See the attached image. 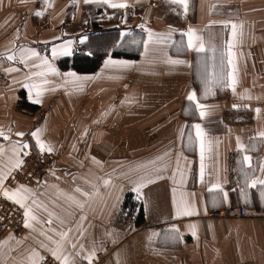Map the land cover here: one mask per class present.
<instances>
[{
    "label": "crops",
    "instance_id": "1",
    "mask_svg": "<svg viewBox=\"0 0 264 264\" xmlns=\"http://www.w3.org/2000/svg\"><path fill=\"white\" fill-rule=\"evenodd\" d=\"M111 2L127 7L0 0V173L44 152L37 130L56 155L37 187L4 180L30 192L23 236L0 238V264H40L57 248L81 264L104 245L107 264L264 263V185L250 187L264 180V0ZM189 29L200 38L192 48ZM101 31L118 37L110 51L136 56L109 54L92 73L58 67ZM21 95L35 108L18 106ZM129 193L142 206L137 224L122 212ZM229 206L245 215L207 216Z\"/></svg>",
    "mask_w": 264,
    "mask_h": 264
},
{
    "label": "built area",
    "instance_id": "2",
    "mask_svg": "<svg viewBox=\"0 0 264 264\" xmlns=\"http://www.w3.org/2000/svg\"><path fill=\"white\" fill-rule=\"evenodd\" d=\"M21 160L23 164L19 168L14 169L5 180L7 186L24 185L27 187H37L40 180L49 172V169L55 163L56 155L48 151H30L27 156L23 155ZM244 215L245 209L241 206L224 207L207 213V216L212 218H239ZM23 217L24 211L19 205L0 197V238L8 234L22 237L24 233ZM110 252L111 247L104 245L90 261L81 264H107ZM40 264H61V262L53 256L46 254ZM235 264L258 263L244 261Z\"/></svg>",
    "mask_w": 264,
    "mask_h": 264
},
{
    "label": "snow or ice",
    "instance_id": "3",
    "mask_svg": "<svg viewBox=\"0 0 264 264\" xmlns=\"http://www.w3.org/2000/svg\"><path fill=\"white\" fill-rule=\"evenodd\" d=\"M89 2H91V0H85V3H89ZM102 2L105 3V4H108V6L112 7V8H124V7H127V5L124 4V3H113V2H111V0H102ZM170 2L172 4L183 5L185 8L187 7V0H170ZM37 15H40V13H37ZM232 28H233V31L235 33L236 25H232ZM152 35L153 34L151 32H149L150 38H151ZM186 35L188 36V46H189V48L194 47L195 46L194 45V41L200 39L192 29H189L188 32L186 33ZM70 43L71 42H69V44ZM229 48H231V44H229ZM196 50L199 51V52H203L205 50L202 42H201L199 48H197ZM54 54H56L55 50H54ZM61 54H65V55L69 54V49L65 48L64 51ZM32 55H36V53L33 52ZM228 56H229V61L228 62H229V65H231L232 64V59H231L232 53H231V51L228 52ZM8 59L11 60V59H13V57L12 56H8ZM44 63H47V61H44ZM173 63H178V61H173ZM50 71L55 72V69H50ZM228 78L230 80L229 87H232L233 91H234L235 90L234 86H235L236 81H235L233 73L230 72L228 74ZM217 82H219V81H217ZM37 95L39 96V93H37ZM187 99L189 101H191V102H195V100H196L195 93H190L188 95ZM197 107L201 108L203 106L197 104ZM200 114H201V116L205 115V113L203 111H201ZM193 127L196 129V137L200 141L201 159L203 160V153H204V150H205L204 133L201 130L200 125L197 124V125H194ZM2 135H3V133L0 132V136H2ZM17 135L18 136H22L23 133H17ZM32 135L37 138L36 142L39 145L41 151H45V150L48 151V152L52 151V149L50 147H47L43 142L40 141V139H39V130H37L36 132H33ZM259 135L261 137H264V132L259 133ZM4 138L7 139V137H4ZM22 147L23 148H27L28 145L24 144V145H22ZM238 148L243 150V145H240L239 141H238ZM23 155L27 156L28 153L24 152ZM243 161H244L245 164H248L249 161H250V157L245 155L243 157ZM22 164H23V161L21 159H15L12 162V165H11V168L9 169V172H11L12 169L19 168ZM201 171H202V174H203V165L201 166ZM5 179H7V174L0 173V194H2L8 200L13 201L14 203L18 204L20 207L24 208L25 207V200L28 198L26 194H28L30 192V190L28 188L24 187V186H20V187H18L15 190L6 189V188L3 187V183H4ZM256 184L264 185V180L253 181L252 184L250 185V187H255ZM218 187H219V185H213V188H218ZM261 196L264 197V191L261 192ZM178 214L191 215L192 212L189 211L186 208H181V209L178 210ZM25 216L30 218V219H33V220L35 219V217L31 215V209H28V208H25ZM26 226H29L27 221H26ZM61 235L63 236L65 234H61ZM51 254L57 260H60L61 264H69L68 257H66V256L61 257L58 248L56 250H53ZM33 255H38V254L34 253ZM38 259L42 260L43 257H38ZM89 259H90V257H89Z\"/></svg>",
    "mask_w": 264,
    "mask_h": 264
},
{
    "label": "trees",
    "instance_id": "4",
    "mask_svg": "<svg viewBox=\"0 0 264 264\" xmlns=\"http://www.w3.org/2000/svg\"><path fill=\"white\" fill-rule=\"evenodd\" d=\"M118 37L114 32L101 31L92 35H88L86 40L81 44V48L77 49L71 56L58 60L60 69H73L79 73H92L97 70L104 58L111 54L114 57L124 56L133 58L136 54H123L119 51H110L112 44H116ZM108 44V45H107ZM18 106L35 108L29 103H26L23 95L18 101ZM138 200L131 193L127 194L123 210L126 216L135 215L136 224L143 221L142 206L138 205Z\"/></svg>",
    "mask_w": 264,
    "mask_h": 264
}]
</instances>
